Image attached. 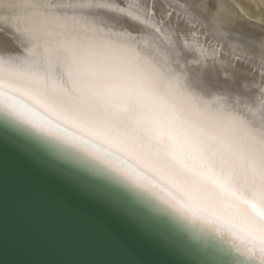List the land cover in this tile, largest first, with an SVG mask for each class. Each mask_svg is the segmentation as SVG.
I'll list each match as a JSON object with an SVG mask.
<instances>
[{
	"label": "snow or ice",
	"instance_id": "obj_1",
	"mask_svg": "<svg viewBox=\"0 0 264 264\" xmlns=\"http://www.w3.org/2000/svg\"><path fill=\"white\" fill-rule=\"evenodd\" d=\"M155 7L0 0V113L82 148L239 264H264V56L223 25L209 31L207 6Z\"/></svg>",
	"mask_w": 264,
	"mask_h": 264
},
{
	"label": "water",
	"instance_id": "obj_2",
	"mask_svg": "<svg viewBox=\"0 0 264 264\" xmlns=\"http://www.w3.org/2000/svg\"><path fill=\"white\" fill-rule=\"evenodd\" d=\"M0 264L239 261L223 240L82 148L27 136L0 113Z\"/></svg>",
	"mask_w": 264,
	"mask_h": 264
},
{
	"label": "bare ground",
	"instance_id": "obj_3",
	"mask_svg": "<svg viewBox=\"0 0 264 264\" xmlns=\"http://www.w3.org/2000/svg\"><path fill=\"white\" fill-rule=\"evenodd\" d=\"M113 2L120 7H126L129 0H113ZM187 2L211 9L213 16L209 20V31L223 25L225 30H232L255 41L249 52L250 56L256 58L264 56V0H187ZM140 3L148 5L155 3V11L159 18L169 0H140ZM104 15L106 19H110V16L114 14ZM172 19L175 22V15ZM117 27L119 28V25ZM124 27L128 25L125 23ZM8 47L14 48L15 46L9 42ZM256 76L258 80V70Z\"/></svg>",
	"mask_w": 264,
	"mask_h": 264
}]
</instances>
